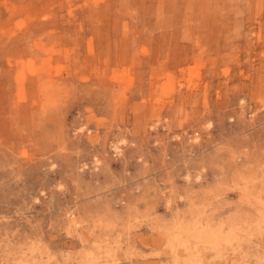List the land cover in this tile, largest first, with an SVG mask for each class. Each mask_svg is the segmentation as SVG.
Masks as SVG:
<instances>
[{
	"label": "rangeland",
	"instance_id": "obj_1",
	"mask_svg": "<svg viewBox=\"0 0 264 264\" xmlns=\"http://www.w3.org/2000/svg\"><path fill=\"white\" fill-rule=\"evenodd\" d=\"M0 264H264V0H0Z\"/></svg>",
	"mask_w": 264,
	"mask_h": 264
},
{
	"label": "bare ground",
	"instance_id": "obj_2",
	"mask_svg": "<svg viewBox=\"0 0 264 264\" xmlns=\"http://www.w3.org/2000/svg\"><path fill=\"white\" fill-rule=\"evenodd\" d=\"M205 234H206V233H205ZM210 235H211V234H210ZM213 235H214V234H213ZM213 235H212V236H213ZM205 236H206V235H205ZM199 237H201V235H200ZM202 238H203V236H202ZM211 238H212V237H211ZM200 239H201V238H200ZM205 239H207V237H206ZM205 239H204V240H205ZM201 240H202V239H201ZM223 240H224V239H223ZM199 241H200V240H199ZM207 241H208V240H207ZM207 241H205V242H207ZM211 241H212V240H211ZM202 242H203V241H202ZM209 242H210V241H209ZM212 243H213V242H212ZM213 244H214V243H213ZM218 244H219V243H218ZM212 246H213V245H212ZM214 246H215V245H214ZM214 246H213V247H214ZM216 248H217V247H216ZM217 249H218V248H217ZM179 251H180V250H179Z\"/></svg>",
	"mask_w": 264,
	"mask_h": 264
}]
</instances>
